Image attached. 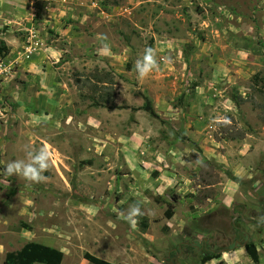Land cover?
<instances>
[{
  "label": "rangeland",
  "instance_id": "374dc122",
  "mask_svg": "<svg viewBox=\"0 0 264 264\" xmlns=\"http://www.w3.org/2000/svg\"><path fill=\"white\" fill-rule=\"evenodd\" d=\"M261 105L264 0H0V264L30 241L61 264H253L245 241L264 264ZM45 145L43 181L3 174Z\"/></svg>",
  "mask_w": 264,
  "mask_h": 264
},
{
  "label": "trees",
  "instance_id": "16d2710c",
  "mask_svg": "<svg viewBox=\"0 0 264 264\" xmlns=\"http://www.w3.org/2000/svg\"><path fill=\"white\" fill-rule=\"evenodd\" d=\"M258 81H260V79L256 78ZM99 82V81H98ZM103 84L104 83H108L110 85L114 84V80L112 77L108 76L105 81H101ZM106 97H104L106 100L107 97L112 96V93L106 92ZM232 100L237 104L240 105L242 104L246 99L244 97H242V95L238 94V93H232ZM100 101H95V103H99ZM145 111H147L151 116L159 118V115L157 114V112L155 111V108L153 106L152 101L148 98L145 97V102L144 105L142 107ZM262 108V115H261V119L264 122V105H261ZM240 137H244V133H242L241 135H239ZM210 161H208L207 159L204 161V166L209 164ZM232 180L239 182L240 179L236 176L231 177ZM203 183L210 185L215 183L216 181H212L209 182L208 181V177L206 175L203 176ZM263 205L262 207L264 208V201L262 202ZM169 216L172 215V213L170 211H168L167 213ZM235 216H239L242 217L241 213L236 212L235 211ZM260 226H263L264 223H257ZM147 227V223L144 222L143 223V228ZM242 245H245L246 250L248 255L250 256V258L253 261V264H260V257L258 254V250L256 248V246L252 243H246L245 241L242 243ZM224 249H220L217 253L215 254H209L206 255L201 258V264H205L206 262H208L210 259L216 258V257H220V253L221 251H223ZM63 251H61L60 249H57L53 246H49L43 243H39V242H35V241H30L27 242L23 247H21L19 250H14V251H9L6 253L5 259H4V264H61L63 261ZM86 258L88 260H90L92 263L94 264H112L109 263L107 261H104L102 259H99L95 256H92L90 254H86Z\"/></svg>",
  "mask_w": 264,
  "mask_h": 264
},
{
  "label": "clouds",
  "instance_id": "9594fccd",
  "mask_svg": "<svg viewBox=\"0 0 264 264\" xmlns=\"http://www.w3.org/2000/svg\"><path fill=\"white\" fill-rule=\"evenodd\" d=\"M99 39L102 43L97 50L98 53L108 51V44L103 42L107 40V37L101 36ZM162 62L165 64L170 63V58H162ZM157 67V60L155 59L154 50L151 47L145 48L143 54L135 60L133 65L134 71L139 79L146 77L154 69H157ZM50 162L51 154L45 145L36 151H27L25 159L9 161L3 168V174L6 176L15 175L17 177H22L30 184L39 183L46 178L44 173L50 167ZM195 162L203 166V161L199 156H197ZM141 214V208L137 203L127 209L124 219L134 228L137 222L136 218ZM257 222L264 223V215H261Z\"/></svg>",
  "mask_w": 264,
  "mask_h": 264
}]
</instances>
